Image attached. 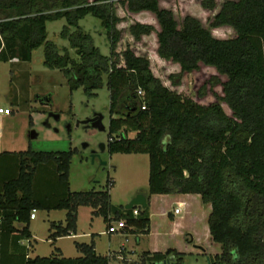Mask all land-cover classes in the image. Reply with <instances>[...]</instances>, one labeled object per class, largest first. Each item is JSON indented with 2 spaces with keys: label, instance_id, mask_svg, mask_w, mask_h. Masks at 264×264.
Wrapping results in <instances>:
<instances>
[{
  "label": "trees",
  "instance_id": "trees-1",
  "mask_svg": "<svg viewBox=\"0 0 264 264\" xmlns=\"http://www.w3.org/2000/svg\"><path fill=\"white\" fill-rule=\"evenodd\" d=\"M115 6L131 16L151 15L155 26L135 19L125 29L130 41L121 46ZM199 6L208 12L216 9L214 0H201ZM85 16L99 21L108 56H101L78 28ZM60 19L66 27L59 36L67 42L61 54L46 41L45 31L46 23ZM149 36L154 38L155 59L175 68L166 77L168 87L152 73L150 59L133 48ZM39 47L44 49L42 66L61 72L69 90L81 88L94 96L104 79L106 151L147 156V196L197 195L209 206L208 234L220 253L208 256V264H264V0H225L206 26L192 16L177 24L171 11L158 7V0H0V62H29ZM204 70L213 74L195 99L177 91L187 76ZM73 154L71 149L0 154L9 160L6 170L14 169L15 175L1 182L0 231L12 233V223H20L19 238H28L32 211L63 210V224H49L48 240L53 242L75 232L76 210L86 207L106 228L110 221L124 220L122 233L147 234V197L145 208L121 210L109 203L111 180L101 190L69 191ZM44 170L53 181L44 178ZM73 246L80 257L54 254L25 264L109 262L94 253L92 243ZM181 255L168 249L143 253L140 261L179 264Z\"/></svg>",
  "mask_w": 264,
  "mask_h": 264
},
{
  "label": "rangeland",
  "instance_id": "rangeland-1",
  "mask_svg": "<svg viewBox=\"0 0 264 264\" xmlns=\"http://www.w3.org/2000/svg\"><path fill=\"white\" fill-rule=\"evenodd\" d=\"M200 1L158 0V7L171 11L177 24L184 16H192L206 26L213 13L217 11L218 6L225 0H214L216 4L214 12L203 11L199 6ZM115 7L116 15L121 20L117 26L122 30L121 46L126 41H130L125 29L135 19L155 26L151 15L131 16L118 6ZM77 26L83 33L90 36L92 45L101 56H108V42L97 19L85 16L78 21ZM64 27H66V24L63 19L45 24L46 41L54 44L59 54H61L63 48H67L66 40L59 36ZM68 31L71 33L74 29L68 28ZM133 48L150 59L152 73L162 84L168 87L166 77L169 73H174L175 68L155 59L153 36L143 38ZM43 50V47H39L32 51L29 62H18L16 60L0 62V106L9 105L15 109V123L12 128L18 129L24 123L27 124L28 118L31 116V118H34V126L28 130V133L35 135L30 141L33 148L43 152L74 150L68 170V181L73 192H84L91 189L101 190L106 181L111 180L112 185L108 188L109 203L121 210L136 195L146 197L147 156L142 154L109 155L106 151L108 93L105 89L104 79L101 81L100 89L94 92V96H86L81 88L69 90L61 72L47 70L42 66ZM68 56L75 59L71 50L68 51ZM210 73L213 74L212 71L204 70L187 76L177 91L194 98L196 91L207 80ZM214 91L218 93L219 89L215 88ZM43 100L47 105H41ZM93 118L99 119V129L92 127L91 120ZM127 136L132 138L134 133L130 132ZM91 156H93V159H91ZM154 209L153 221L156 223V227L161 229L157 205L154 206ZM86 211H90V209L86 208L79 212L77 224L79 230H84L88 226L89 215ZM198 215L195 214V217H191L192 220L187 219L184 224L174 231L165 234L164 239L170 244L169 246L176 248L182 254L179 264H208L207 258L199 254L196 245L188 243L189 233H187V230L195 232V235L200 238L203 244L208 241V236L203 233V222L200 221ZM34 216L36 221L33 224V232L37 239H35V244L32 241L31 243L33 246L37 244L38 252L44 253L49 247L45 243L42 234V230L47 227V224L41 212L34 211ZM63 217L61 211H54L50 214L52 220H63ZM112 224L115 225V222ZM92 227L93 232H100L103 231L105 225L102 219L98 217L93 220ZM120 235L123 240L125 236ZM127 238L134 246V237L131 235ZM60 245L64 249L70 248V242L68 241H61ZM101 246L104 247L105 242H102ZM159 247L161 248V246ZM140 248H144V246H140ZM138 250L139 248L135 250L136 253L125 264L134 262L136 264H157L146 261L142 263L140 259L137 260L140 252ZM112 264L124 263L114 262Z\"/></svg>",
  "mask_w": 264,
  "mask_h": 264
},
{
  "label": "crops",
  "instance_id": "crops-1",
  "mask_svg": "<svg viewBox=\"0 0 264 264\" xmlns=\"http://www.w3.org/2000/svg\"><path fill=\"white\" fill-rule=\"evenodd\" d=\"M10 100V99H9ZM8 100V101H9ZM42 106L47 105L45 101H42ZM2 109H9V115H0V154L8 153V154H16L19 152H24L26 149H30L32 152H43L38 151L37 149L32 147V143L30 142L35 135L32 133H28V130L34 126V118L30 116L28 123H24L23 126H20L18 129H13L15 123V109L11 106H0ZM38 112V111H36ZM36 117V116H35ZM54 151V150H50ZM58 152V151H54ZM7 158L0 159V186L3 179L6 177H14L13 170L10 171L6 170ZM27 163V160L25 159ZM8 168V167H7ZM44 172H46L44 174ZM42 173L45 179H50L53 181V176L51 172L45 171ZM47 188L46 186H42L44 189ZM54 189V188H53ZM68 189L70 192L73 190L70 188V184L68 181ZM94 190V189H93ZM97 191V190H94ZM147 197V207H148V221L149 227L147 234H127V233H113L107 234L106 233V225L103 231L100 232H93L92 225L93 220L97 219L98 217L91 215L92 210L86 211L89 215V223L87 228L84 230H79L78 228V217L79 212L81 210L86 209V207H78L76 210V222H75V232L70 234L66 237L56 238L53 242L48 240V228L50 223H60L63 224V220H52L50 218L51 212L54 211H61L63 216H65V211L63 210H52V211H39L44 215L45 222L47 227L44 228L43 231V239L45 243L49 246L46 252H38L37 244L33 246L31 241L35 244L37 239L33 232V224L36 221V217L34 216L33 219H29L28 216V224H27V231L29 234L28 238H19V232L22 230L23 225L20 223H12L13 232L6 234L5 232L0 231V264H25L27 261H31L35 258H47L51 255H58L59 258L64 259H73L78 258L81 255L76 252L74 249V243H83L89 244L92 243L93 251L98 256L107 257L109 262L108 264H112L114 262H121L127 263L129 259L136 253L135 250L139 248L138 251V259H141L143 253H164L166 250L170 249L176 253L181 254L176 248L170 247L165 241V234L166 232L169 233L174 231L177 227L181 226L182 224L187 221V219H191V217H195V214L200 217V221L203 222V233L208 236V241L206 244H203L200 238L195 235V232L192 230H187L189 233V241L188 243H192L196 245V249L199 250V254L208 257L217 255L220 253V246L218 244H214L211 242L208 228H207V216L210 212V208L208 205L202 206V202L200 201L199 196L197 195H181V194H170V195H151ZM144 197V198H146ZM154 202H156L154 204ZM179 202H183L185 204V209L178 215H172V209L175 205ZM157 205L159 212V223L161 224V229L156 227V223H154L153 218L155 214L154 206ZM38 210H35L37 212ZM194 213V214H193ZM85 214V213H84ZM30 215V214H29ZM197 216V217H198ZM192 220V219H191ZM190 221V220H189ZM114 221H110L109 224H112ZM124 235L123 240L121 239V235ZM134 237V246L131 245L130 241L127 237L129 236ZM101 240H105V246H101ZM61 241H68L70 242V248H63L60 245ZM140 246H144V248H140ZM161 246V248L159 247ZM219 246V247H216ZM54 249L58 251V253H54ZM207 260V259H206ZM136 264V262H134ZM132 263V264H134Z\"/></svg>",
  "mask_w": 264,
  "mask_h": 264
},
{
  "label": "built area",
  "instance_id": "built-area-1",
  "mask_svg": "<svg viewBox=\"0 0 264 264\" xmlns=\"http://www.w3.org/2000/svg\"><path fill=\"white\" fill-rule=\"evenodd\" d=\"M137 95L141 96V92L137 91ZM143 109V107H141ZM10 110L9 109H2L0 108V115H9ZM185 209V204L183 202H179L175 205V207L172 209V215L178 216L183 210ZM132 217H136L137 211L133 210L131 212ZM34 217V211H32L29 215V219H33ZM126 228L124 220H119L115 222V225L108 224V227L106 229L107 234H113V233H119L122 232Z\"/></svg>",
  "mask_w": 264,
  "mask_h": 264
},
{
  "label": "water",
  "instance_id": "water-1",
  "mask_svg": "<svg viewBox=\"0 0 264 264\" xmlns=\"http://www.w3.org/2000/svg\"><path fill=\"white\" fill-rule=\"evenodd\" d=\"M92 127L93 128H100V121L97 118H93L91 120ZM91 159H93V156H91ZM103 164V163H102ZM145 198L142 195H136L132 200L129 201V203L124 207L125 210H130L132 207H139L141 209L145 208Z\"/></svg>",
  "mask_w": 264,
  "mask_h": 264
}]
</instances>
